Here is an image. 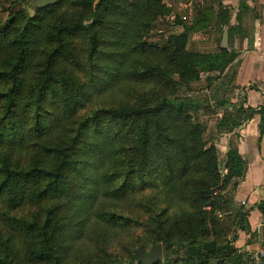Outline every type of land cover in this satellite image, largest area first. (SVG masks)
Instances as JSON below:
<instances>
[{"label": "trees", "instance_id": "trees-1", "mask_svg": "<svg viewBox=\"0 0 264 264\" xmlns=\"http://www.w3.org/2000/svg\"><path fill=\"white\" fill-rule=\"evenodd\" d=\"M21 6L0 21V264H145L138 250L157 244L155 264H248L236 242L250 213L227 195L247 162L233 141L221 159L217 143L264 119V105L229 97L251 31L245 2L236 24L223 4L177 18L194 33L229 28L214 52L148 40L174 12L164 0ZM205 75L210 88L222 80L209 140L194 109L210 104L177 98Z\"/></svg>", "mask_w": 264, "mask_h": 264}, {"label": "crops", "instance_id": "crops-1", "mask_svg": "<svg viewBox=\"0 0 264 264\" xmlns=\"http://www.w3.org/2000/svg\"><path fill=\"white\" fill-rule=\"evenodd\" d=\"M244 2L245 7L250 9V14L245 21L251 31L246 38L239 41L243 54L237 67L235 81L237 88L233 98L230 97V101L245 107H257L264 105V0H184L180 2L174 0L173 14L163 20L158 29L162 33L170 23L173 24L172 28H176L177 33L169 35L162 33L156 36L159 37L156 41L168 40L170 35H180V40L186 48L200 52H214L216 49L211 50V47L217 43V39L219 43L220 40L222 43V35L211 29L190 32V25L186 23H191L203 6L213 4L218 11L223 4L232 9L231 22L236 24L238 15L241 13V4ZM177 18L186 23H178ZM186 30L189 31L186 32ZM233 67L236 69L235 66L231 68ZM231 68L229 72H232ZM217 115L221 116V113ZM223 135L225 136L220 141L221 159L225 158L230 142L233 141L247 162L245 176L239 180L236 188H229L227 195L238 205L249 210L250 228L240 231L236 242L240 251L249 257L250 253L264 244V211L260 208L264 200V119L260 114H256L236 132ZM247 263L250 264V258Z\"/></svg>", "mask_w": 264, "mask_h": 264}, {"label": "rangeland", "instance_id": "rangeland-1", "mask_svg": "<svg viewBox=\"0 0 264 264\" xmlns=\"http://www.w3.org/2000/svg\"><path fill=\"white\" fill-rule=\"evenodd\" d=\"M35 1L36 0H1L0 1V21H1V23L6 22L10 18L9 14L11 11H17L20 3L22 4L21 7L27 8L28 6H31ZM176 1L180 2V1H184V0H176ZM182 7H184V6H182ZM10 8H11V10H10ZM172 25L173 24L169 23V26L162 33H164L165 35H169L171 33H177L176 28L171 27ZM162 33H160L159 29L158 30L154 29V31H152L151 35L148 37V40L149 41H156L159 39V37H156V36H158ZM222 38H223V35H222ZM219 39H221V38H219ZM216 42L217 43L212 45L211 50L212 49L217 50L218 45H219L218 39ZM234 70H235L234 67L231 68L232 72H229V73H233ZM207 77H208V75H205L203 77V81H201L198 84H195L192 91H190V92H185L184 90L179 91L177 98H180V99L186 98L188 103H193L196 100H199L201 103H203L205 105V107H208L207 105L210 104L211 109L204 108L203 110H199V111H195V109H194V113L199 117V119L204 123V125L207 128L206 138L209 140L211 135L213 133L214 134L216 133V123H217L218 118L221 117V116L217 115V113H216L217 109H216L215 96L217 94V91L222 86V80L218 79L213 84V86L210 88V87H208ZM229 97L233 98V94H230ZM227 106L229 107L230 105H227ZM220 111H222V108L220 109ZM224 136L225 135H223V134L219 136V140L217 141L219 147H220V141ZM48 205H50V200L43 203V208L45 209V207H47ZM25 212H27V211H23V213H25ZM130 237L131 236L128 235V237H125L124 241H121V243L118 244V246L115 250L116 253L123 252L126 255L127 252H129V249L132 247V241L130 240ZM88 244L90 246L85 247L84 254L89 253L91 251V249H93L92 248L93 246H91L90 243H88ZM149 248H152V247H149ZM80 253H81L80 251L73 253L72 254V257H74L73 259L78 261V256L82 255ZM81 257H84V256H81Z\"/></svg>", "mask_w": 264, "mask_h": 264}, {"label": "water", "instance_id": "water-1", "mask_svg": "<svg viewBox=\"0 0 264 264\" xmlns=\"http://www.w3.org/2000/svg\"><path fill=\"white\" fill-rule=\"evenodd\" d=\"M58 1L59 0H36L33 5L39 8H44L56 4ZM29 12L31 16H34L35 9L33 7H30ZM222 46L225 48H228L230 46L229 28H227L224 32ZM137 254L145 264H155L163 259V248L161 244H157L149 250L140 248Z\"/></svg>", "mask_w": 264, "mask_h": 264}, {"label": "built area", "instance_id": "built-area-1", "mask_svg": "<svg viewBox=\"0 0 264 264\" xmlns=\"http://www.w3.org/2000/svg\"><path fill=\"white\" fill-rule=\"evenodd\" d=\"M164 2L172 7L174 0H164ZM250 264H264V244L259 249L250 253Z\"/></svg>", "mask_w": 264, "mask_h": 264}]
</instances>
